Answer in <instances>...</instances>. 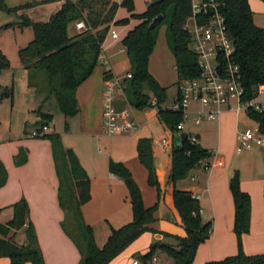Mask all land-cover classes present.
Listing matches in <instances>:
<instances>
[{
  "label": "trees",
  "instance_id": "trees-1",
  "mask_svg": "<svg viewBox=\"0 0 264 264\" xmlns=\"http://www.w3.org/2000/svg\"><path fill=\"white\" fill-rule=\"evenodd\" d=\"M152 1H155L152 3ZM193 0H148L145 9L135 11L134 0H63L60 8L45 21L32 20L26 14H20V26L32 28L33 37L18 50L21 63L29 72L44 71L46 76V96L42 101L54 98L64 116H75L78 111L76 97L77 87L87 79L99 62L102 44L112 25L124 26L131 19L138 22L129 28L121 38L130 60L132 76L126 82L125 97L129 105L137 109L155 107L158 118L174 134L178 132L176 125L182 120V112L163 105L166 100L167 87L161 85L149 71V57L153 52L157 39V25L168 17L167 38L177 71V86L183 79L191 78L199 73L196 57L189 47L190 35L184 24L192 13ZM210 1V0H204ZM223 14L227 29L233 40V60L238 63L241 82L244 87L242 99H254L259 86L264 84V27L253 20V11L249 0H213ZM264 1V0H262ZM27 7H7L0 0V9L17 12ZM119 7L126 9L129 15L116 19ZM161 14L162 19L153 27L152 20ZM84 20L85 28L69 34L68 26L77 20ZM7 23L3 26H7ZM10 67L9 59L0 53V73ZM105 74V71H104ZM156 97V105H151V97ZM123 104V105H124ZM122 106V105H121ZM260 131L264 133V109L252 107L246 109ZM41 124H49L53 114L39 108ZM68 126V123H65ZM39 138L48 139L51 143L55 170L58 177V201L64 210L61 222L62 229L73 241L80 253L78 264H108L131 242L144 232L161 233L174 239V243L154 241L144 253H136L134 257L151 258L156 252L168 255L175 264H191L197 247L204 242L212 230V221L205 220L200 213L198 199L189 190L178 189L175 183L186 178L190 171L200 166L201 161L213 155L211 149L198 141L191 140V134L182 139L180 144L174 140L171 148V168L169 182L173 185V203L178 211L184 236L171 235L156 229L155 212L158 203L144 204L141 189L129 168L121 161L109 160V170L125 183L131 204L132 218L119 227H111L106 241L98 246L94 239L92 227L85 222L82 206L90 199V179L72 148L63 147L60 134L52 131ZM137 158L147 170V182L157 190L160 197V184L157 178L152 139L141 137L136 144ZM27 150L19 148L15 156V164L26 161ZM7 172L0 161V186L4 184ZM229 190L234 204L233 231L236 235L237 251L233 255L219 260L207 261L204 264H264V253L247 254L243 249L242 236L249 232L251 217V196L240 185L237 170L229 178ZM264 199V184H263ZM13 214L7 222H0V257H7L9 264H45L37 234L29 218V206L24 198L12 204ZM1 212V208H0ZM73 217L83 228L87 239V254L82 256L76 240L67 230V223ZM24 233V241L17 239L18 232Z\"/></svg>",
  "mask_w": 264,
  "mask_h": 264
},
{
  "label": "crops",
  "instance_id": "crops-1",
  "mask_svg": "<svg viewBox=\"0 0 264 264\" xmlns=\"http://www.w3.org/2000/svg\"><path fill=\"white\" fill-rule=\"evenodd\" d=\"M62 3L63 0H33V2L16 5H27V7L18 9L15 15L20 17V14H26L32 20L45 21L52 13L60 8ZM146 3H148V0H146ZM249 4L253 11V20L255 24L264 27V1L249 0ZM120 8L122 7H119L116 12V19L121 18V16H118ZM0 11L4 12L3 14L6 12L5 10ZM127 15H129L128 12L125 16ZM7 18L8 16L4 17V19ZM137 22L138 20L131 19L127 25H113L119 33V38L113 39L107 36L102 44L101 54L104 55L112 72L115 74H123V72L117 68V65L121 62L123 57L128 58L124 46L121 43V38L126 31ZM16 23H19V21H16ZM116 43H120V47L115 48L114 45ZM154 50L155 47L153 52ZM171 54L172 68L173 72H175L174 77L160 72L156 70V68L152 70L150 67L152 53L149 57L150 73L161 85L166 87H168L170 81L175 80L177 77L175 57L173 53ZM158 56L162 60L164 57L169 58L170 54L163 48L158 53L157 57ZM98 63L100 64L95 66L91 75L77 87L76 97L79 111L75 116L69 117L70 120H77L80 130L79 133L81 135L95 137L100 136L103 130L101 100L104 87V62L99 60ZM177 92L178 86L176 85L173 101ZM119 98V105H123L125 101L124 95H120ZM36 99L37 98L34 97L33 103L30 104V110H33L36 102L39 101ZM254 101L259 103L264 109V84L259 86L258 94L254 98ZM124 105H126V103ZM239 111L240 110L231 107L225 110L219 118L215 120H202V122L205 123L215 122L213 126L209 125L208 127L210 130L217 129V139L212 141H201L198 138V134H192L197 137L200 144L211 149L213 152V155L208 159L211 166L207 169L198 166L192 169L188 174L191 175L192 179L184 181L185 178H183L175 183L176 188L189 190L192 194L199 195L198 201L202 210V217L205 220L212 221L210 235L197 247L192 264H204L207 261L219 260L226 256L233 255L237 251L236 235L233 231L234 204L229 190V178L233 173V169L231 167V153L228 152V145L232 140L239 141L240 133L236 136L234 134L241 118ZM131 114L137 122V128L127 134L137 133L136 144L141 137H150L152 139L154 164L161 189L160 197L158 198L156 188L148 184L147 170L139 162L137 157L139 164L137 161L136 163H130L126 160L121 162L129 168L134 179L138 183L144 204L150 206L155 202L158 203L155 212L156 221L153 223V226L171 235L184 236L185 230L181 217L173 203V185L169 182L168 178L171 168L172 142L173 140L175 141V136L182 131H186L189 135L190 131L187 122L184 130L174 134L158 118V111L155 107L141 110L131 106ZM36 116L35 120H40V116ZM193 116L194 113H190V118ZM153 121L157 122L161 127L162 131L160 134H156L152 130L151 123ZM189 121L191 122V120ZM67 123L68 126H64V133L70 131V125L72 123L70 121ZM146 126H148V129L154 136H148L143 132ZM2 131V128H0V161L6 169L7 177L4 184L0 186V222H7L10 220L13 214L12 204L24 198L29 206V218L35 228L45 264H78L80 259L78 248L61 226L64 210L58 201V177L55 170V162L50 141L44 138L33 137L30 135V131L28 132L26 129L17 131L14 134H12L11 128L5 132ZM53 131H55L54 128ZM162 138H166L169 141V146L166 149H162L157 143V141ZM21 147L27 150V157L24 163L17 165L15 164V156ZM257 148L256 150H259V152H264V146H257ZM74 152L77 154L81 165L86 170L90 179L91 196L82 206V214L85 222L92 227L95 225L94 221L97 218L105 216V213H103L104 210H109L108 212L110 214H114L125 204V198L129 199L128 190L123 180L119 179L117 176H111L110 170L107 175L101 172L99 170L98 161L96 162L91 157L83 158L77 151L74 150ZM257 164L258 163H256L254 159L252 165L247 167L250 171L249 174H245L246 176L243 174V168L239 166L241 188L247 191L251 196L250 229L249 232L242 236L243 249L247 254L264 253V165L257 168ZM128 217H130V219ZM131 218L132 212L131 216L122 214L116 218L113 223H110V226L103 229V236L106 237L105 239H107L110 234L111 227H119L130 221ZM93 234L96 242L95 230ZM141 236H144L147 240L145 246L139 249H133L132 251H136L133 254H131V251H127V253L122 252L108 264H129L136 253L146 252L153 240L164 242L169 240L171 243H174V239L166 237L158 232H144ZM17 238L19 242H23L24 233L22 230L18 232ZM96 244L101 246V244L97 242ZM0 264H9V259L7 257H0ZM24 264L30 263L27 262Z\"/></svg>",
  "mask_w": 264,
  "mask_h": 264
},
{
  "label": "rangeland",
  "instance_id": "rangeland-1",
  "mask_svg": "<svg viewBox=\"0 0 264 264\" xmlns=\"http://www.w3.org/2000/svg\"><path fill=\"white\" fill-rule=\"evenodd\" d=\"M115 1L121 2L122 0ZM27 2H33V0H4V3L7 7H17L16 5L26 4ZM146 4V0H134L136 11L143 10ZM3 13L4 12L0 11V53L5 54L9 59L10 67L4 69L0 73V128H2V132H5L9 130V128H11L12 134L24 129H26V131L28 132L30 131L31 133V130L34 127H37L41 124L40 120H35V116H39L38 111L41 107L42 110H48L53 114V119L50 122V126L55 129V132L60 134V140L63 147H71L75 151H77V153H79L83 158L91 157L96 162L98 161L99 170L104 174H108V162L110 159L115 161L126 160L130 163H136L137 156L135 151V144L137 140V133L134 132L131 134L125 133L109 135L103 129L102 134L98 137L81 135L79 133L80 130L77 120H70L69 117L64 116V114L60 112L58 104L54 98L51 97L45 102L42 101L47 93L46 76L44 71L40 70L36 73H32L30 77V83H32L33 85H29V72L21 63L18 55L19 48L25 46L32 39V28L28 26L22 27L19 23H16V21H21V18L17 17L14 11H6L5 14ZM126 13V9L120 8L118 11V16L124 17ZM5 16H8V18L4 19ZM7 23L10 24L7 26H3ZM74 23H71L68 26L69 34H74L78 31ZM167 25L168 17L157 25V41L155 50L154 52H152L150 58V67L152 70L156 68V70L164 72L165 74L172 75V77H174L175 72H173L172 68L173 64L171 54L173 52L167 38ZM114 47H120V43H116ZM163 48L168 51L170 57H164L161 60L159 56L157 57V55ZM117 68H119L120 71L123 72V74L126 71H130L131 63L129 58L123 57L121 62L117 65ZM176 85L177 77L175 80L170 81V83L168 84L164 105L168 106L172 104L176 92ZM34 97H36V100L39 101L36 102L33 110H30L29 106L31 103H33ZM239 112L241 118L237 130L236 132H234L235 136L238 133L244 132L247 128H257L258 126L257 122L248 115L245 109H241ZM68 121L72 123H70V131L68 133H64V126ZM214 123L215 122H202L201 124L195 125L190 121H187V126L191 135L198 134L199 140L212 141L217 139V129L215 128L210 130L208 126H213ZM151 127L156 134H160V132L162 131L157 122L153 121L151 123ZM143 132H145L148 136L152 135V133L148 129V126H146ZM238 146L239 141L232 140L228 145V152L231 153V167L233 171H238L239 177L241 176L239 166L243 168L242 171L245 175L249 174L250 170H248L249 168L247 167L252 165V161L254 159L256 163H258L256 165L257 168L264 165V152H259V150H256L258 149L257 146H253L250 149L245 150H238ZM227 157L229 158L228 155ZM189 179H192L191 175H188L184 179V181H188ZM108 211L109 210H104L103 213H105V216H100V218H97L94 221L95 225L92 226V230H95L96 232V242L101 245L106 240V237L103 236V229H106L108 226H110V223H113L114 220L122 214L126 216L128 214V216H131V206L129 199L125 198V204L122 205L121 208L114 214H110ZM70 217L71 218L67 220V230L78 243L81 254L82 256H84L87 254L86 234L83 228L80 226L79 222L73 217V213ZM128 218L130 219V217ZM154 241L156 240H153V242ZM146 242L147 240L144 238V236L140 235L122 252L127 253V251H131V254H133L134 252H136L132 251L133 249L142 248V246H145ZM168 243H171V241H169ZM122 252H120V254ZM161 255L163 260L167 262L172 260V258H170L165 253L161 252Z\"/></svg>",
  "mask_w": 264,
  "mask_h": 264
},
{
  "label": "built area",
  "instance_id": "built-area-1",
  "mask_svg": "<svg viewBox=\"0 0 264 264\" xmlns=\"http://www.w3.org/2000/svg\"><path fill=\"white\" fill-rule=\"evenodd\" d=\"M77 30L85 28L84 20L75 22ZM190 35L189 47L196 57L199 68L198 75L183 79L178 86V92L171 105L167 108L182 112V120L176 125L178 131L185 128L191 120L198 125L202 120H215L228 108L237 110L252 107L263 109L252 100L242 99L244 87L241 82V72L238 63L233 60L234 44L227 29L225 18L213 1L193 0L192 13L184 24ZM107 36L119 38V33L112 25ZM125 49V48H124ZM99 60L104 62V87L102 93V125L109 135L130 133L137 128V122L131 114V105H119L120 95L125 97L126 82L132 76L130 71L122 75L112 72L103 54ZM259 90V89H258ZM151 105H156V97H151ZM190 113L194 116L190 118ZM49 124L38 125L31 130L33 137L52 132ZM192 141H198L191 135ZM162 149L169 146V141L162 138L157 141ZM253 146H264V133L258 128H247L239 135L238 150L250 149ZM200 166L207 169L211 163L201 161ZM111 176L114 177L113 173ZM196 199L199 195L192 194ZM202 214V210L200 209ZM129 264H175L173 260L164 261L161 252H156L151 258L133 257Z\"/></svg>",
  "mask_w": 264,
  "mask_h": 264
},
{
  "label": "water",
  "instance_id": "water-1",
  "mask_svg": "<svg viewBox=\"0 0 264 264\" xmlns=\"http://www.w3.org/2000/svg\"><path fill=\"white\" fill-rule=\"evenodd\" d=\"M155 2V1H152V3ZM162 19V15L159 14L157 15L153 20L152 22L150 23V27H153L155 26L160 20ZM187 132L186 131H182L180 134L176 135L175 136V141L177 144H180L181 140L186 138L187 137Z\"/></svg>",
  "mask_w": 264,
  "mask_h": 264
}]
</instances>
